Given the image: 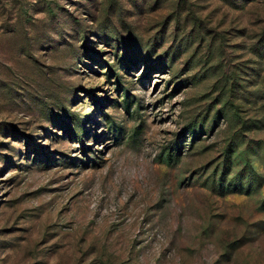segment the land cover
<instances>
[{"label":"rangeland","instance_id":"rangeland-1","mask_svg":"<svg viewBox=\"0 0 264 264\" xmlns=\"http://www.w3.org/2000/svg\"><path fill=\"white\" fill-rule=\"evenodd\" d=\"M0 264H264V0H0Z\"/></svg>","mask_w":264,"mask_h":264}]
</instances>
